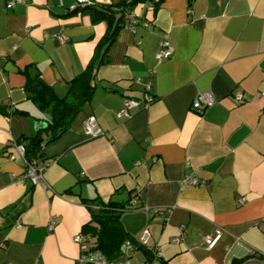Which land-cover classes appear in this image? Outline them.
<instances>
[{
	"label": "crops",
	"instance_id": "crops-1",
	"mask_svg": "<svg viewBox=\"0 0 264 264\" xmlns=\"http://www.w3.org/2000/svg\"><path fill=\"white\" fill-rule=\"evenodd\" d=\"M75 6L0 0V106L18 111L0 114V264H76L75 239L92 219L85 202L96 198L132 206L121 223L139 246L124 245L116 261L159 253L164 264H264V0H165L157 13L139 3L135 32L127 19L109 49L107 24L68 16ZM164 43L173 55L158 60ZM100 46L94 95L44 146L36 163L46 186L33 185L25 165L4 154L47 125L27 79L40 71L64 98ZM200 94L215 99L202 113L192 108ZM128 98L143 107L120 118ZM91 117L97 137L84 130Z\"/></svg>",
	"mask_w": 264,
	"mask_h": 264
},
{
	"label": "trees",
	"instance_id": "trees-1",
	"mask_svg": "<svg viewBox=\"0 0 264 264\" xmlns=\"http://www.w3.org/2000/svg\"><path fill=\"white\" fill-rule=\"evenodd\" d=\"M148 1L153 3L157 13L165 0H131L119 6H106L95 2L92 5H77L68 16L86 13L90 15L93 24L105 22L107 33L103 45L109 49L116 41L119 31L125 26L127 13H133L137 4ZM105 47L100 46L85 71L70 81L68 95L64 98L55 94L52 87L43 80L40 71H37L33 77H28L26 84L28 98L47 114L45 119L47 125L43 129H38L33 136L14 142L13 146L4 153L7 157L13 154L16 146L22 145L25 149L26 161L31 166L42 158L46 144L58 140L70 128L84 104L94 95L96 72L98 67L105 63L104 58H100L99 55ZM11 111L18 112L0 106V114H9ZM85 204L91 211L92 219L83 226L81 235L89 251H99L108 261L114 262L122 255L123 247L127 242L139 246V243L127 235L121 223L122 213L131 210L132 206L126 203H106L99 198L86 201Z\"/></svg>",
	"mask_w": 264,
	"mask_h": 264
},
{
	"label": "built area",
	"instance_id": "built-area-1",
	"mask_svg": "<svg viewBox=\"0 0 264 264\" xmlns=\"http://www.w3.org/2000/svg\"><path fill=\"white\" fill-rule=\"evenodd\" d=\"M17 2L18 0H8V7L9 8L13 7ZM95 2L99 3L97 0H76V6L92 5ZM127 19L130 20L129 28L135 32V25H136L135 13L134 12L127 13ZM61 40H66V39H61ZM173 52H174L173 47L168 43H164L161 50L157 54V58L158 60L168 59L173 55ZM146 91L147 92L151 91V86L149 84L146 86ZM146 100H147L146 105L145 104L143 105L145 108L149 107L153 99L148 97ZM236 100L238 102L241 101V97H238V99ZM214 102L215 99L213 98L212 95L200 94L194 100L192 108L195 112L202 113L207 107L213 105ZM143 106L140 100L135 98H128L124 102V107L122 112L119 114V117L129 118L134 114L136 110L140 109ZM84 130L86 134L90 137H97L102 134V130L98 125V122L95 117H91L85 122ZM10 158L12 160H17L23 163L24 165H27L26 179H29L33 183V185L46 186V181L44 179V172L46 170V167L40 168L36 163L30 166L26 161L25 149L22 145L15 147L14 152L10 156ZM185 182L190 184H198V181L193 176L187 177ZM54 229H55V221L52 220L49 226V230L54 231ZM149 236L150 233L149 231H147L140 240V245H144V246L147 245L149 241ZM221 238H222V231L218 230L214 236L207 238L206 240L207 247L209 249H213L221 240ZM75 240L77 243L81 244V255L77 260L76 264H131L130 262H120V261L110 262L105 258V256L101 252L89 251V249L84 243V238L82 235L77 236ZM125 247H126V252L128 253L136 249V246L130 241L126 243ZM138 264H163V263L161 261L159 253H155V254L153 253L152 255H150L148 259L138 262Z\"/></svg>",
	"mask_w": 264,
	"mask_h": 264
},
{
	"label": "water",
	"instance_id": "water-1",
	"mask_svg": "<svg viewBox=\"0 0 264 264\" xmlns=\"http://www.w3.org/2000/svg\"><path fill=\"white\" fill-rule=\"evenodd\" d=\"M247 264H261V263H258L256 261H249Z\"/></svg>",
	"mask_w": 264,
	"mask_h": 264
}]
</instances>
